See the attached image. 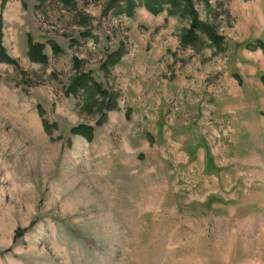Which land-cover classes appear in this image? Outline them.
Here are the masks:
<instances>
[{"label": "rangeland", "instance_id": "obj_1", "mask_svg": "<svg viewBox=\"0 0 264 264\" xmlns=\"http://www.w3.org/2000/svg\"><path fill=\"white\" fill-rule=\"evenodd\" d=\"M70 1L0 0V264H264V0Z\"/></svg>", "mask_w": 264, "mask_h": 264}, {"label": "trees", "instance_id": "obj_2", "mask_svg": "<svg viewBox=\"0 0 264 264\" xmlns=\"http://www.w3.org/2000/svg\"><path fill=\"white\" fill-rule=\"evenodd\" d=\"M66 3L71 4L70 0H64ZM144 4H143V3ZM122 3H124L122 5ZM140 4H143L150 12L154 14H159L162 11L165 10V8H168V12L170 14L174 15H182L184 17H189L190 20V28L188 30H185L183 32L182 38L185 40H197L199 39L198 33H204L210 41H212L216 45H221L223 41V37L218 35L216 32V29L213 25L207 22H203L200 20L198 14L196 13L194 6L192 5L190 0H140ZM139 5V2L137 0H112L111 8H114L116 10L117 14L126 13L129 16H132L134 13V10ZM124 6V7H123ZM2 33V19L0 17V36ZM259 46L264 49V44H259ZM44 46L41 44H30L29 49V58L32 61L36 62H45L47 60L46 55L43 53ZM60 48L57 45H54V51L58 52ZM121 60V54L115 53L112 54V61L111 64L116 65ZM0 62L11 64V65H17L16 61L7 53L5 48L2 46V43L0 42ZM93 86L97 90H101L102 86L97 83H93ZM84 89L85 94L88 95L87 103L84 104V108L86 111L93 113L96 109L94 107V89L93 87H90L88 85V82H84L83 79H78V84H76V89ZM106 106L111 108L112 110L115 109L110 102L106 103ZM103 110L102 107L99 109V111ZM106 117H102L97 122V125H102L105 121ZM46 125V130H49L48 125ZM94 127L88 126V125H80L72 130L74 134H78L83 136L86 140L92 141L93 135H94ZM27 230V229H26ZM25 232L22 231L21 233Z\"/></svg>", "mask_w": 264, "mask_h": 264}]
</instances>
